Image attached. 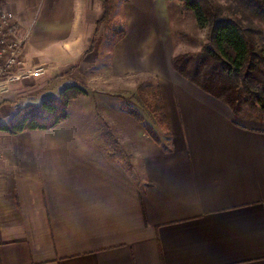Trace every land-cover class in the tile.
I'll return each instance as SVG.
<instances>
[{
    "label": "crops",
    "instance_id": "1",
    "mask_svg": "<svg viewBox=\"0 0 264 264\" xmlns=\"http://www.w3.org/2000/svg\"><path fill=\"white\" fill-rule=\"evenodd\" d=\"M167 1L117 6L127 29L109 75L158 76L169 129L161 143L139 133L127 163L103 142L104 124L122 138L126 119L89 99L81 78L99 55L104 24L87 49L100 1L0 0L26 35L27 69L49 68L0 83V123L44 100L53 72L87 97L53 129L0 131V264H264V117L233 112L174 70Z\"/></svg>",
    "mask_w": 264,
    "mask_h": 264
},
{
    "label": "trees",
    "instance_id": "2",
    "mask_svg": "<svg viewBox=\"0 0 264 264\" xmlns=\"http://www.w3.org/2000/svg\"><path fill=\"white\" fill-rule=\"evenodd\" d=\"M99 1L102 14L87 52L94 48L101 25L111 23L118 3L128 0ZM179 1L194 13L199 27L209 29V35L200 51L173 56L175 70L206 93L226 102L237 114L247 105L264 112V45L254 37L255 33L263 31L264 0ZM124 35V29L116 32L118 38ZM138 91L145 98L156 123L168 131L160 86L146 84L139 86ZM85 94L81 86L69 85L56 96L19 108L6 123H0V131L19 134L53 129L67 120L71 102ZM122 107L130 117L144 122L137 108L126 103ZM145 129L155 142L160 143L151 125L147 124Z\"/></svg>",
    "mask_w": 264,
    "mask_h": 264
},
{
    "label": "rangeland",
    "instance_id": "3",
    "mask_svg": "<svg viewBox=\"0 0 264 264\" xmlns=\"http://www.w3.org/2000/svg\"><path fill=\"white\" fill-rule=\"evenodd\" d=\"M0 7L3 10H6L1 4ZM122 7L123 6L121 5L119 10L116 9V15H113L111 23L103 25L102 33H100L102 34V38L100 39L102 42L99 47V55H97L92 61L93 65L91 66V69L87 70L86 74L81 78L87 80L88 82L86 81V86L89 84V88L92 89V91H90L91 96L88 97L89 99H93L95 102L101 100L110 101V116H115V122L119 119L118 115L123 116L126 119L124 124L123 120L120 124V128H122L125 137L119 138L117 134H115L117 123L115 124V127L114 124H104L103 133L105 141L103 142L104 146H106L111 153L124 158L127 163H129L131 153H133V150L139 141H142L140 134H145L147 138L153 140L152 136L149 135L145 129L147 124L153 127L160 139V143L165 140V134L168 133L169 129L166 131L161 124L156 123V119L148 108L145 98L138 91L139 86H144L146 84L159 85L158 76L147 73H137L132 75L127 74L118 79L115 76L113 77L111 73L109 75V71L111 70V46L114 42L119 40L116 36V32L122 29H127V21L122 12ZM167 7L168 11L166 13L167 19L170 22V36L174 45V55L178 53L200 51L208 42L209 29L199 27L194 13L187 10L181 1L168 0ZM14 21L16 22V20ZM261 27L263 29L262 33H255L254 37L257 41H262L264 45V23ZM19 30L21 32V29ZM21 34L23 33L21 32ZM2 37L3 36L0 33V46L2 45ZM94 48L92 50H94ZM41 66L43 65L32 67L30 70ZM24 68L27 69L26 66ZM45 69L46 72L44 75L49 74V68L45 66ZM177 73L182 76L179 72ZM56 75H54V72L51 74V80L40 90L41 95L35 99L36 101L40 102L43 96L45 98L56 96L59 94L60 88L68 85V77H59L60 75ZM86 99L87 97H81L82 101H85ZM124 103L137 108L143 115L145 119L144 122H138L130 117L127 111L122 112V105ZM76 112L77 111L73 109V114H76ZM242 112L247 114V116L255 115L257 117H264V112L259 109H253L250 105L245 106V109Z\"/></svg>",
    "mask_w": 264,
    "mask_h": 264
},
{
    "label": "built area",
    "instance_id": "4",
    "mask_svg": "<svg viewBox=\"0 0 264 264\" xmlns=\"http://www.w3.org/2000/svg\"><path fill=\"white\" fill-rule=\"evenodd\" d=\"M13 15L0 7V83L21 81L25 77H41L45 74L44 66L30 70L25 69V60L22 58V48L26 35L21 34L19 24L14 21ZM21 70V71H19Z\"/></svg>",
    "mask_w": 264,
    "mask_h": 264
}]
</instances>
